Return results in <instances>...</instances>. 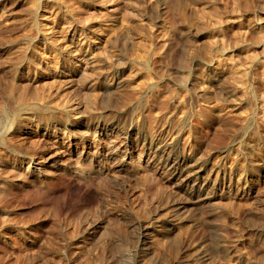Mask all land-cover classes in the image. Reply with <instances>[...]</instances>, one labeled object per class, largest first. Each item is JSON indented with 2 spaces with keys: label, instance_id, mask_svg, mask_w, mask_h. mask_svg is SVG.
I'll return each mask as SVG.
<instances>
[{
  "label": "rangeland",
  "instance_id": "374dc122",
  "mask_svg": "<svg viewBox=\"0 0 264 264\" xmlns=\"http://www.w3.org/2000/svg\"><path fill=\"white\" fill-rule=\"evenodd\" d=\"M164 3L0 0V264H264V0ZM188 77L199 99H174ZM72 104L127 173L35 164ZM149 145L204 167L211 201L181 205Z\"/></svg>",
  "mask_w": 264,
  "mask_h": 264
},
{
  "label": "bare ground",
  "instance_id": "6f19581e",
  "mask_svg": "<svg viewBox=\"0 0 264 264\" xmlns=\"http://www.w3.org/2000/svg\"><path fill=\"white\" fill-rule=\"evenodd\" d=\"M154 4L156 6L157 16H162L163 12H164V8H165L164 0H154ZM75 14H76V12H75ZM76 16H73V17H76ZM78 21L76 20V22H78ZM39 40L43 43V45H45L47 43V38H45V36L41 35L39 37ZM74 52H75V50L74 51L71 50L70 47H65L64 50L62 51V53H64L67 56L73 55ZM210 78H211V80H215V76L211 75ZM73 79H76V78H73ZM78 82H80V81H78ZM182 83H183V86L180 87V89L174 94V99H178V97L181 96L182 94L192 95L196 99H199L202 87H199V84L197 82H195L190 77H188L187 80L185 81V83L184 82H182ZM205 84H207V83H205ZM107 91H108V86L103 87L102 92H104V93H102V94L105 95V93H107ZM66 104H67V102L63 104V106H64L63 107V110H64L63 113H65L67 110H69L67 108L68 106H66ZM31 107H33V106H31ZM47 109L49 110V108H47ZM51 110L53 111V109H51ZM68 112H70L71 114H69L68 117H67V114L65 115V117L61 116V119L63 120V118H64V120L62 121L63 126L65 128L70 127L72 129L73 133H69L68 136H63V135H59V134L49 135V137L51 138L52 142L55 145H61L62 144L61 148L59 151H56L54 154L50 155L45 160H39V163L37 162L35 164L36 165L46 164V165L50 166L51 168H59L62 172L69 170V169H74L72 171L73 174L76 172V170H79V168L82 165L87 166L90 169V171L94 172L95 174H97L99 176H111L114 174H125V173H127L128 172V165L126 163V160H124L119 155V153L117 151H115L114 149H111V148H107L105 146V144L100 143L99 141L93 140L92 137L89 135V133L86 134V133H82L80 131L81 128L91 127V125L85 121L87 118L86 117V115H87L86 110L82 109L77 104H72L70 107V111H68ZM260 114L261 113H259V111H257L256 116L259 117ZM96 129L98 132H103V131L107 132V133H109V136H115V138L124 140L125 142H128V143L130 142L131 135L133 133V132L131 133L129 131L127 132V131L118 130L113 121H104L103 123H99L96 126ZM72 131L70 130V132H72ZM1 142H3V141H1ZM143 152H144V155H146L147 158L151 162H156L160 166V168L163 167L167 171V173L170 177V180L172 181L175 188L186 187V190H187L186 191V195H187L186 201H184V202L182 201L181 205L190 204L189 206L193 209L194 207H192V206H196L200 202L208 203L211 201V200H209V197H208L207 192H206L208 190V189L206 190V188L208 187L209 180L203 174V168L204 167L202 168L200 166H197L196 164H194L195 162L191 163L192 161L191 162L189 161L190 162V164H189V163L183 161L182 159H181L182 161H179L178 159L177 160L176 159L171 160V159H167V157L164 158L166 155L163 157L162 154L160 153L159 148L158 147H152L151 145L145 147L143 149ZM35 160H36V158H35ZM85 169H86V167H85ZM89 169H87V170L89 171ZM212 203L213 202H211V204ZM183 208H185V207H183ZM193 210H195V209H193ZM184 216H185V214H184ZM185 218H186V216H185ZM179 219H181V218H179ZM182 220H180V221H182ZM169 224H170V222H169ZM176 224H177V222H176ZM165 225H167V224H165ZM174 225H175V223H174ZM174 225L171 224L169 226V228H167V229L165 228L163 234H165L167 236L168 232H170L174 228ZM173 230H175V229H173ZM142 237H143V239H142ZM145 239H147V235H142L141 240L145 241ZM141 246H143V245H141ZM146 251H147V246H146V248H144V246H143V248H141L138 252L133 251L134 252V258L137 256V254H139L141 252H146Z\"/></svg>",
  "mask_w": 264,
  "mask_h": 264
}]
</instances>
